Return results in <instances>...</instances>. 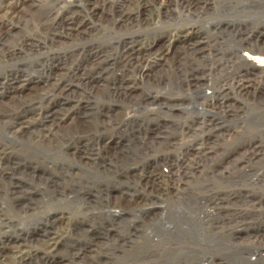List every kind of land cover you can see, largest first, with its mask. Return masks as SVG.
I'll list each match as a JSON object with an SVG mask.
<instances>
[{"label": "rangeland", "instance_id": "374dc122", "mask_svg": "<svg viewBox=\"0 0 264 264\" xmlns=\"http://www.w3.org/2000/svg\"><path fill=\"white\" fill-rule=\"evenodd\" d=\"M132 1L135 15L148 3ZM174 1L116 29L84 0H0L22 6L0 36V264H264V71L222 55L233 34L216 36V21L264 16L208 0L189 18ZM79 14L87 34L58 38ZM191 26L204 44L185 53ZM125 35L143 47L165 35L168 63L124 72ZM91 46L110 57L96 83L13 94L70 79ZM121 74L137 86L117 96Z\"/></svg>", "mask_w": 264, "mask_h": 264}, {"label": "bare ground", "instance_id": "6f19581e", "mask_svg": "<svg viewBox=\"0 0 264 264\" xmlns=\"http://www.w3.org/2000/svg\"><path fill=\"white\" fill-rule=\"evenodd\" d=\"M32 1L23 0L21 4L23 6L24 4L26 3L28 4V2H32ZM155 1L156 0H148L147 5L144 4V6L140 7L139 14L137 13L138 15L133 14L129 9L130 5L133 6L135 4V2L132 0H84L85 4L83 3L84 4L83 9H86L89 12V15L91 17L97 15L96 13L99 12L100 13L99 18H102V20H104L105 23L110 22L112 26L117 29V28L124 27L126 24L131 23L137 18L145 15L146 13L151 12V9L155 5ZM209 1L208 0H175L174 2L178 3L181 6V8L186 12V16L191 18L193 14L199 10V8L207 9L208 7H210L211 3ZM20 2L21 0L18 3ZM16 3L3 2L0 4V36L1 37L3 36L5 37L9 35L10 32L13 31V28H15V27L12 28V25H11L12 22H8L9 19L11 21L20 20V17L19 18L17 17V13L18 14H21V13L20 11H17L16 8H20V7L22 8V6L20 5L19 7H16L18 6ZM229 5L230 7H234L235 10H238V9H241L242 11L251 10L254 15L256 14L255 12H257L258 17H260L259 15L264 16V0H244L239 6H234V4L232 3ZM222 7L224 8V6ZM88 12L84 14L87 16ZM250 14L247 13V16L249 17L244 18L245 20H236L235 22L233 21L232 23L226 22L224 20L216 21L217 29L216 28L215 29L217 30V33H218V35H216L218 36L217 44L218 45L221 44V42H218V41L220 37H224L223 35H227L228 33L233 34L232 49H230L228 52H222V55H225L226 57H229L232 59L241 60L242 61L241 63H243L247 67V70L249 72H262L264 71V23L257 24L256 20H260V18L258 19L253 15L255 18L252 19L253 17L250 18L251 16ZM79 15L75 17H72V16L65 17V19H63L62 21L61 20L59 21L61 22L60 25L61 27H63L64 32H62V29L60 28L62 33L60 36H58V38L65 37L68 39L72 36L73 33L77 34L78 36L87 34L85 32L86 29L82 28L83 26H85V23H84L85 20L82 19L81 15L80 16ZM91 27L92 26L89 27V31ZM42 28H46L45 24L42 25ZM126 37L127 38H122L119 41V45L116 48L118 49L117 52H119L120 54L121 63H122L120 64L123 65L124 72L128 73L129 70H134L135 73H137L138 76L141 77V79H148L151 74L155 73L158 69H162V67H164V65L168 63L169 61L168 58H170L169 55L171 53L169 54H166L164 52L160 53L161 43L166 38L165 35H162V36L160 35L159 37L156 38L154 45L151 44L152 46L147 45L146 47L142 46L143 44H141V41L135 38V35H132V36L130 35L129 37L128 36ZM200 38H201V34L197 31V29H195L192 26L188 27L187 33L180 37L181 39L180 44L183 45L182 46L183 51L185 53H188V51H195V49L197 51L198 48L204 44V42H202ZM175 46H177V43H174V47ZM84 61H85V65L82 68H77L76 72L73 75H71L72 79L70 78L66 80L65 78H63L61 80H58L56 78L57 81H54L53 83H50L47 85L37 84L38 82L29 83V84L22 85V86L21 85L14 86L13 84L12 87L10 88L12 89L13 94L17 93L18 95H20L23 91L36 90L37 87H41L43 88L42 90H46L47 92L56 94L57 98L62 95L72 94L75 92V89L79 86L78 85L79 82L84 83L82 85L91 86L92 84L99 81L102 78V74L105 71H107V66L108 64H110L109 63L110 57H109V53L103 50L102 48L91 46V49L89 50V57H87L86 60ZM75 74L76 76H74ZM261 74H260V77H261ZM115 76H117V74ZM117 80L119 81L117 85L113 84V90H114L113 92L117 94V96L118 95H128L129 91L133 88H136L137 86L135 79L134 80L132 79L133 81L131 82L129 79L125 78L123 74L119 75L117 77ZM238 82H240V80ZM246 90H248V86H244L242 90L240 91H246ZM51 113H53V107L51 109L48 108L47 111L44 112L46 117L48 114H51ZM17 119H18V116H17ZM45 147H48V146L45 145Z\"/></svg>", "mask_w": 264, "mask_h": 264}]
</instances>
